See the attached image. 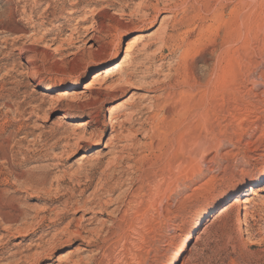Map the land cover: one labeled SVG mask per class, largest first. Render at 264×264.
I'll return each instance as SVG.
<instances>
[{"label":"rangeland","instance_id":"374dc122","mask_svg":"<svg viewBox=\"0 0 264 264\" xmlns=\"http://www.w3.org/2000/svg\"><path fill=\"white\" fill-rule=\"evenodd\" d=\"M58 257L264 264V0H0V264Z\"/></svg>","mask_w":264,"mask_h":264},{"label":"bare ground","instance_id":"6f19581e","mask_svg":"<svg viewBox=\"0 0 264 264\" xmlns=\"http://www.w3.org/2000/svg\"><path fill=\"white\" fill-rule=\"evenodd\" d=\"M155 32V31H154ZM155 33H152L149 37H152L153 35H154ZM145 34L143 35V34H140V35H137V36H135L134 37V39H132L131 41H129L128 43H126V45H125V47H124V57H123V59H122V62H121V66H124V65H126L127 64V62L129 61V59H130V55H131V52L133 51V49L137 46V44L138 43H140V42H142L144 39H145ZM170 39V38H169ZM172 39V38H171ZM88 40H90V38L88 39ZM162 43L164 44V43H166L164 40H162ZM151 44V43H150ZM148 45L147 46V52L151 49V45ZM154 44V43H153ZM87 45L89 46V49L91 50V49H93V47H94V43H90V41L89 42H87ZM144 51V50H143ZM146 53V52H145ZM147 54V53H146ZM145 55V54H144ZM140 65V64H139ZM138 67V66H137ZM136 67V68H137ZM115 70V72H119V73H122L121 74V76H120V79H119V81H125V82H128L129 81V77H131V73L130 74H127V73H123V67H118L117 69L115 68L114 69ZM134 71V70H133ZM137 71V70H136ZM137 73V72H136ZM124 74V75H123ZM100 76H101V74H99ZM107 89V88H106ZM106 89H104V91H106ZM109 89V88H108ZM107 89V90H108ZM169 89V88H168ZM111 90V89H110ZM109 90V91H110ZM43 91L44 92H48L49 90L47 89V88H45V89H43ZM207 93V92H206ZM84 93H71L70 91H68V90H62V91H59V92H57V93H55V100H56V102H60V101H70V100H77V101H82V99L83 98H85L84 97V95H83ZM111 96V95H110ZM88 99V98H87ZM118 110H119V107H118V105L117 106H114V107H112V108H110L109 110H108V112H109V126H110V128L112 129L113 127H114V124L116 123V122H118V120L120 119V121L121 122H129V120H130V117H131V114L130 113H123L122 115H120L119 117L118 116H116V115H118L117 113H118ZM92 121V120H91ZM119 123V122H118ZM81 126H83L84 127V130L82 131V134L80 135V136H78V141L79 142H81V143H83V144H91L92 143V137H86V135H85V132H86V127L88 126V123H83ZM128 132V131H127ZM126 135V134H125ZM122 138V137H121ZM119 139H120V136H119ZM208 140V139H207ZM204 141V140H203ZM126 147V146H125ZM199 148V147H198ZM192 152V151H191ZM91 156H92V154H90V153H84V154H82L81 155V157H80V160H78V161H80V163L82 164L83 162H85V161H88L90 158H91ZM231 208V206L230 205H226V207H224V209H223V211L222 212H225V211H227L228 209H230ZM66 209V208H65ZM84 218V216L82 215L81 217H80V219L79 220H77V222H80V221H82V219ZM69 226H70V223L68 224V225H66V227L63 229V230H61V233L60 234H64V233H68V234H70L71 232H68L69 231ZM191 230H193V228H191ZM71 234H78L77 232H75V233H71ZM59 235V234H58ZM189 238V234L185 237V239H184V242H185V240H187ZM54 239H55V237H54ZM36 247H38L41 251L43 250V248H42V246L41 245H38V246H36ZM49 247V246H48ZM40 253V252H39ZM39 253H35L34 254V262H36L38 259V257H40L41 256V254H39ZM50 253H51V249H48V248H46V249H44L43 251H42V254L43 255H45V256H47V255H50ZM176 254H178V252L176 253ZM175 256H177V255H175ZM175 258V257H174ZM57 262H58V264H61V262H62V259L60 258V257H58V259H57Z\"/></svg>","mask_w":264,"mask_h":264}]
</instances>
